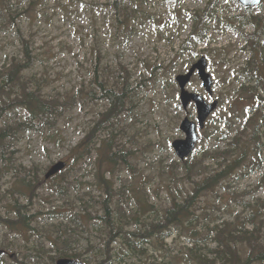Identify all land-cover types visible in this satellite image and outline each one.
<instances>
[{
    "label": "rangeland",
    "instance_id": "rangeland-1",
    "mask_svg": "<svg viewBox=\"0 0 264 264\" xmlns=\"http://www.w3.org/2000/svg\"><path fill=\"white\" fill-rule=\"evenodd\" d=\"M114 1L0 0V69L9 66L13 58H22L18 37L21 28L33 52L25 78L36 77L42 93L55 95L66 104L55 127L23 132L20 139L8 147L6 157L10 159L6 158L2 164L3 167L6 163L8 173L0 177V187L8 194L12 189H20L18 178L10 175L12 166L29 172L27 179L34 180L35 190L39 191V195L28 202L29 215L41 210L43 215L39 220L46 231L35 237L36 234L33 236L26 228L10 230L0 221V247L18 257L13 260L15 255L6 254L4 264H21L22 259L38 260L44 250L53 255L52 241L60 242L58 236L65 235L64 226L71 228L74 224L63 218L47 220L45 216L49 217V212L54 211L79 216L83 204L95 214L105 197L101 175L109 179L115 189L124 185L123 189L136 202L147 201L148 196L149 202L161 207L168 206L171 197L186 194L191 189L193 180L185 175L183 168L177 167L180 161L172 142L184 137L180 123L187 114L196 115V110L193 104L189 105L188 112L183 108L175 78L187 72L201 56L208 60L214 96L210 98L205 94L197 75L188 89L203 94L208 100L218 99L220 105L200 131L195 158L225 152L221 157L214 155L205 161L212 170L221 169L224 155L228 159H243L213 192L202 196L197 207L202 221L199 228L233 222L237 218L242 222L254 209H262L260 218L264 219V167L250 169L251 160L257 154L256 125L259 132V124L264 121V103L260 105L262 108L252 111L251 107L259 103L256 93L240 90L247 81L243 68L254 55L250 48L243 49L247 40L242 33L255 30L252 23L242 28V22L246 21L242 6L237 0H216L211 11L216 17L211 15L203 23L209 27L207 36L198 43L194 41L182 54L184 41L195 27V16L203 13L212 0H127L128 16L123 22L119 21L120 11L115 9ZM248 14L264 18V5ZM262 38L264 40V36ZM257 59L261 61L260 55ZM154 66L157 68L153 70ZM102 70L111 79L116 71L128 70L138 92L134 111L120 121L114 132L115 143L131 150L125 156L130 165L119 166L102 160L103 132L97 138L101 147L95 144L90 148L92 154L85 159L81 160V156L86 154L79 155L75 150L108 106L104 100L89 94L93 87L91 82L97 74L101 78ZM249 85H256V81L251 80ZM25 113L20 107L13 117L17 119ZM5 121H12L9 113L0 119V125ZM60 160L69 163L64 175L46 180L45 173ZM62 177L70 182L66 187L68 194L60 198L53 195L49 187ZM22 191L29 192L28 188ZM119 198L126 201L128 208L134 204L126 195ZM8 199L11 200V196ZM67 200L75 205H66ZM5 204L9 208V201L1 203V214L6 211ZM62 220V232L57 234L50 225ZM31 224L35 226V220ZM84 227L88 235L78 233L79 242L72 243V251L82 254L83 264H97L101 259L100 251L106 250L105 234L92 223ZM247 228L252 230L254 225L248 223ZM257 235L264 240V220ZM194 243L202 246L198 251L213 258L215 242ZM145 245L144 251H135L116 241L110 245V250L117 254L108 264H195L186 261L192 242L178 231L168 239L165 248ZM240 248L242 256H246L248 247Z\"/></svg>",
    "mask_w": 264,
    "mask_h": 264
},
{
    "label": "trees",
    "instance_id": "trees-1",
    "mask_svg": "<svg viewBox=\"0 0 264 264\" xmlns=\"http://www.w3.org/2000/svg\"><path fill=\"white\" fill-rule=\"evenodd\" d=\"M215 3L216 0L210 1L208 8L203 13L201 11L195 16V27L184 41L182 54L188 50V47L194 41L198 43L207 36L209 27L203 23L211 15L216 17V14L211 13ZM113 4L115 9L120 11L119 21L123 22L128 16L127 0H115ZM119 5H122L121 9L118 8ZM253 10L245 8L242 14L246 19L241 24L242 28L252 23L255 30L252 33H242L248 43L246 48H250L254 55L247 62V66L243 68L242 73L247 78V81L241 85L242 88L240 90L256 93V99L259 100V103L255 107H251V110L255 109L257 111L258 108H262L260 105L264 103V40L262 38L264 36V18L248 14ZM18 37L22 46V58H13L9 66L0 69V119L7 113L10 114L12 119L11 122L5 121L3 125H0V177L7 176L6 163L3 167L2 164L6 158H9L6 157L8 147L20 139V134L26 131H40L45 127L49 129L55 127L58 119L66 110V104L60 101L59 97L42 93L39 79L36 77L25 78L24 72L31 65L33 52L29 40L21 28H19ZM258 55H260L261 61L257 59ZM155 68L157 67L154 66L153 70ZM251 80H255L256 85H249L248 82ZM91 85H93L89 92L91 97L104 100L108 106L105 112L100 114L95 125L88 131L86 137L79 142L75 150L76 152L79 151V155L86 154L81 156V160L85 159L88 155L92 154L90 153L91 147L95 144L97 148L101 147L100 143H97V138L99 137L98 134L103 132L102 150L104 154L103 152L100 153V156L103 155L102 160L114 165L118 164L119 166L130 165L125 156L129 155L131 150L123 149L115 143L114 132L120 126V121L130 116L136 107L138 92L131 81V74L128 70H125L124 73L116 71L111 79L102 70L101 78L97 74ZM79 91L81 92L82 90ZM73 99L75 101V96H73ZM20 107L25 109L26 113L23 117L20 116L16 119L13 117L15 115L14 111ZM192 116L195 118L194 115ZM259 126V132H257V125L255 130L257 154L251 160V171L264 167L263 120ZM224 153L218 151L214 152V155L221 157ZM195 154L189 160L177 163V167L183 168L185 175L193 180L191 189L186 194H177L171 197L170 204L164 207L156 206L149 202L148 196L146 197L147 201L138 200L136 202L129 196V192L123 189L124 185L115 189L112 186V182L101 175L100 181L104 184L105 197L101 201L100 207L95 211V214H92L94 212L91 213L88 206L84 204L81 206L83 212L78 213L79 216L63 212H49V217L45 216L44 219L54 221L55 219L63 218L65 222H70L74 226L70 228L65 225V235H61L59 233L63 229L61 225L63 220L59 223L56 221L52 222L50 228L59 234L58 238L60 240V242L56 240L52 241V244L55 246V248H52V253L54 254L51 255L50 251L44 250L43 257L38 258V260L22 259L21 264H50L61 257L82 259V254L72 251V243L79 242L78 233L82 232L88 235L87 229L84 226H88L89 223L101 228V231L105 234V240H107L105 245L106 250L100 251L99 255L101 259L97 264H108L113 256L117 254L115 250L113 252L110 250V245L116 241L135 251H144L146 249L145 243L154 245V247L165 248L168 239L176 231L187 235L192 242L193 246L188 252L189 256L186 261L195 264H264V240L260 235H257L260 223L264 220L260 218L262 209H254L242 222L237 218L233 222H225L213 227L207 225L202 230L199 228L202 221L200 220V212L197 211V207L202 196L208 192H213L217 185L221 184L225 178L231 175L237 169L243 157L228 159L224 155L221 169L212 170L206 166L205 161L209 157H214L213 154L207 153L201 158H195ZM12 170L13 173L10 175L18 178V182L22 186H20V189L28 188L29 192L26 193L16 188L11 190V194H8L2 191L0 187V204L9 201V208L5 204V213H0V221L10 230L26 228L28 231L34 233L33 236L36 234L35 237H37L41 231H46L39 220L43 214L41 210H38L36 214L30 216L29 210L31 207L28 202L38 196L39 191L35 190L36 185L34 180L27 179L29 172L22 171L15 165L12 166ZM64 171L58 175L63 176ZM58 175L51 179L55 180ZM196 176L198 178H195ZM69 182V179L62 177V180L59 182H53L49 190L53 195L56 194L62 198L63 195L66 196L68 194L66 193V187L69 186ZM9 195L11 196V200L8 199ZM120 195H126L127 199L130 198L134 204L128 208L125 200L121 201L120 198L118 199ZM69 197L70 195L67 199ZM247 204L251 206L250 203ZM66 205L75 204L72 200H67ZM202 215H207V213H203ZM32 220H35V226L31 224ZM248 223H252L254 229L249 230L247 228ZM85 237L89 238L88 236ZM208 240L217 244L216 250H213L215 254L212 259H209L206 254L198 251L202 249V246L194 243L195 241L202 243ZM241 246L248 247L246 256H242ZM13 260H18L16 253Z\"/></svg>",
    "mask_w": 264,
    "mask_h": 264
},
{
    "label": "water",
    "instance_id": "water-1",
    "mask_svg": "<svg viewBox=\"0 0 264 264\" xmlns=\"http://www.w3.org/2000/svg\"><path fill=\"white\" fill-rule=\"evenodd\" d=\"M262 0H239V2L245 7H255L261 3ZM208 61L205 56H202L197 60L186 73H182L176 76V81L180 89V100L185 109H188L190 103H194L197 118L196 120H191L190 117L186 116L181 124L180 128L184 132L185 137L181 139H176L173 142V147L176 154L180 159L184 160L189 157L191 153L195 150L197 142L199 141L198 129H203L205 123L210 115L218 108L219 101L214 100L208 102L203 94L190 91L187 86L190 83L192 77L196 73L198 78L203 84L204 90L213 96V78L208 72ZM67 163L65 161H59L51 166L47 171L45 177L48 179L53 175H56L65 167ZM4 253V250L0 249V255ZM0 264L1 260H0ZM54 264H82L81 261L71 258H60Z\"/></svg>",
    "mask_w": 264,
    "mask_h": 264
},
{
    "label": "bare ground",
    "instance_id": "bare-ground-1",
    "mask_svg": "<svg viewBox=\"0 0 264 264\" xmlns=\"http://www.w3.org/2000/svg\"><path fill=\"white\" fill-rule=\"evenodd\" d=\"M40 251V250H39ZM42 253V252H41ZM43 254V253H42ZM206 258V257H205ZM32 260V259H31Z\"/></svg>",
    "mask_w": 264,
    "mask_h": 264
}]
</instances>
